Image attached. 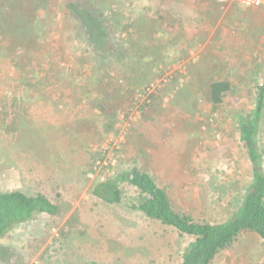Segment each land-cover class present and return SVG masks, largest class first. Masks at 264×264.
Masks as SVG:
<instances>
[{
    "label": "rangeland",
    "instance_id": "rangeland-1",
    "mask_svg": "<svg viewBox=\"0 0 264 264\" xmlns=\"http://www.w3.org/2000/svg\"><path fill=\"white\" fill-rule=\"evenodd\" d=\"M66 1L46 0L49 12L31 16L35 40H22L6 30L7 18L22 14L0 0V192L43 193L59 206L55 217L16 226L0 242V264H180L191 239L132 210L133 187L121 183V203L108 205L91 186L140 165L195 222L237 211L252 180L238 117L264 85V6L101 0L124 59L113 77L117 102L133 89L128 117L102 137L93 104L107 62H95L87 34L70 28ZM213 80L231 87L219 106L207 94ZM256 142L264 171V111ZM97 152L103 160L90 168ZM212 264H264V242L243 232Z\"/></svg>",
    "mask_w": 264,
    "mask_h": 264
},
{
    "label": "trees",
    "instance_id": "trees-1",
    "mask_svg": "<svg viewBox=\"0 0 264 264\" xmlns=\"http://www.w3.org/2000/svg\"><path fill=\"white\" fill-rule=\"evenodd\" d=\"M11 2L22 14L23 19H20L22 17L18 19V13L7 18L11 22V24L6 23V30L8 29V34L10 32V38L35 40L36 31L33 27L38 22L31 16L33 13L42 12L41 14L45 15L49 12L46 0H24L22 5H19L18 0H11ZM162 5L169 10L167 5ZM64 9L70 28H81L87 34V41L96 56L95 62L99 63V59L107 62L102 67V72L96 75L98 82H100L101 76L106 80L103 85H99V83L95 85L93 118L99 121L100 136L114 134L117 132L116 124L121 121L120 117L123 116L125 119L129 115V109L133 102V89L129 87L124 92L123 97L129 96L125 105L117 102L116 98L121 97L119 95L120 88L114 87L113 77L118 73V64H123L124 59L119 60L116 57L120 55V52L109 30V18L103 13L106 8L101 5V0H67ZM122 78L124 81L129 80L127 76ZM90 79L88 77L86 80L90 81ZM230 91L231 87L228 81L213 80L208 85L207 94L211 104L219 106L223 104ZM151 106L153 107L150 102L143 103L142 114L145 113L146 108L152 109ZM263 111L264 85L259 86L255 93L253 110L238 117L239 141L251 165L252 180L237 211L222 222H195L185 212L176 210L167 191L160 187L148 170L140 165L131 166L120 171L117 176H108L93 183L91 194L105 204L118 205L123 197L120 184L125 182L133 187L136 195L130 205L132 210L140 212L146 219L158 222L173 229L179 235L191 239L182 254L180 264H212L215 257L229 247L243 232H251L264 242V171L256 142V133ZM13 142H18V135L14 136ZM97 159L103 160L100 152L93 156L90 168L95 165ZM58 213L59 206L43 193L29 195L21 190L1 191L0 242L16 226L26 224L36 215L45 214L55 217ZM2 248L3 246L0 244V255ZM85 264L100 263L87 262Z\"/></svg>",
    "mask_w": 264,
    "mask_h": 264
},
{
    "label": "built area",
    "instance_id": "built-area-1",
    "mask_svg": "<svg viewBox=\"0 0 264 264\" xmlns=\"http://www.w3.org/2000/svg\"><path fill=\"white\" fill-rule=\"evenodd\" d=\"M246 5H253L256 7L264 6V0H243Z\"/></svg>",
    "mask_w": 264,
    "mask_h": 264
}]
</instances>
